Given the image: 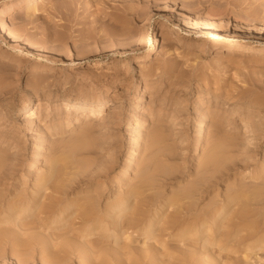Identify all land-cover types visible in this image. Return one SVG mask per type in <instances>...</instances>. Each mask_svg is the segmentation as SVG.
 I'll use <instances>...</instances> for the list:
<instances>
[{"label": "rangeland", "instance_id": "374dc122", "mask_svg": "<svg viewBox=\"0 0 264 264\" xmlns=\"http://www.w3.org/2000/svg\"><path fill=\"white\" fill-rule=\"evenodd\" d=\"M28 1L0 0V8L3 4L13 8L0 19V165L12 176L10 184L0 187V201L18 194L30 196L37 189L35 176L51 173L50 166L56 163L52 184L68 186L63 207H71L61 218L50 217L40 206L59 195L50 188L38 192L39 203L17 220L26 229L12 223L0 229V264H24L20 253L13 254L9 240L31 241L33 248L25 252L28 264H42L40 251L47 244L52 245L57 264H101V235L107 230L104 224L81 223L79 209L92 207L96 201L93 212L104 213L120 190L118 184L137 182L129 181L136 170L128 169L129 157L142 162L150 152L156 153L155 166L162 169L157 167L152 174L159 186L158 198L165 203L172 197L182 203L194 202L191 212L197 216L232 198L224 216L227 221H242L241 216L249 211L248 220L263 226L264 0H203L193 9L190 0H37L38 9L32 15L24 10ZM210 23L237 36L241 47L223 55L208 51L206 33L198 29ZM37 65L43 69H35ZM38 76L43 85L52 87V93L47 98L40 93L35 110L40 109L43 117L34 130H28L24 124L28 113L14 119L4 107L23 106L31 92L29 83ZM67 95L99 96L118 108L107 109L104 122L95 114L84 120L82 111L67 117V108L57 104V99ZM150 114L154 118L141 126L137 136L136 125ZM67 118L71 125L60 126ZM76 118L80 127L73 125ZM160 123L165 139L157 151L150 150L147 136ZM83 138L87 145L73 151ZM217 139L227 140L229 147L222 149L215 165L203 169L204 155ZM33 160L34 170L29 173ZM170 207L159 213L167 217L177 211V206ZM226 224L222 230L228 229ZM216 227L209 231L212 240ZM167 231L152 227L147 247L160 248L167 255L178 252L179 244ZM3 233L5 238H1ZM125 236L121 231L118 247H141L136 241L142 236L137 232L130 240ZM224 241L228 247L221 253L215 250L213 258L219 264H243L241 242ZM198 245L182 247L203 254ZM258 252L256 258L264 263V250ZM254 257L249 264L257 263ZM164 259L176 262L172 257Z\"/></svg>", "mask_w": 264, "mask_h": 264}, {"label": "bare ground", "instance_id": "6f19581e", "mask_svg": "<svg viewBox=\"0 0 264 264\" xmlns=\"http://www.w3.org/2000/svg\"><path fill=\"white\" fill-rule=\"evenodd\" d=\"M203 2L205 3V1L203 0H190L188 4L192 6L193 9V8H198V6ZM12 9L13 8L11 5L3 4V6L0 8V19L2 15L10 12ZM37 9H38L37 0H29L24 7V10L29 15L34 14ZM196 10L194 9V11ZM4 28L5 27H2L1 29L2 31H4V33H7L8 37L12 38L14 41H18V38L15 36L14 33L8 30H4ZM198 30L202 33H206V39L210 43L208 45L207 50L215 51L216 55H223L224 53L232 49L240 48L242 45L241 40L237 36L230 34L228 31H223L218 27V25L216 26L213 23L206 24L204 27H201ZM215 39L218 40L230 39V41L217 43L214 41ZM98 66H102V65L98 64L97 67ZM35 69H43V67L37 65L35 66ZM146 73L147 72H145L144 73L145 76L144 75L143 76L148 81L149 74ZM41 79L42 78L38 76L34 79L33 83H29V85L31 86V92L27 98L26 103L23 106H20L14 110L4 107L5 111L7 112L12 111L10 115L14 119L23 117L24 114L28 113V117H26V122L24 123L26 129L28 130H34L37 124V120H39L40 117H43V113L40 111V109L35 110V105H37L36 103L39 100L37 98L39 97L40 93L42 92V94H45L46 98L50 96L52 93V89H51L52 87L49 85L47 86L45 84L43 85L41 83ZM103 100L104 99L100 98L99 96L89 99V98H78L72 95H67L64 96V98L57 99L58 102L57 104H60L62 106L64 105V107L67 108L66 110L67 117L69 116L70 113H74L75 111H82L84 114L83 116L84 120L90 119L88 117L91 114H95L96 116H98L97 120L99 122L101 121L104 122V120H106V115H108L106 113V110L108 109L111 111H115L118 107H116L115 104H108L107 101H103ZM137 111L138 109L136 110V113ZM143 117L144 118L142 120V124L136 125L137 136L143 130L141 126L148 124L149 123L148 121H150L151 118H154L153 116H151V114L149 115V117L148 116H146V118L145 116ZM135 122L136 124L138 123L137 120H135ZM80 123L81 121H79L78 118H76V121H74L73 125L75 127H80ZM69 125H71V123L68 118L66 119V121L62 123V125L60 124V126H63L64 128L69 127ZM161 126L162 124L160 123L157 126V128L153 132L151 131L152 133H150V135L147 136L148 137L147 140L149 139L150 141L149 142L150 145L148 146L150 150L159 147L160 144L162 143V139H165V135ZM203 126L204 125L201 122L199 129L200 135L203 132ZM51 129L58 130V127H54ZM225 142H223L221 139H217L216 141H214L213 143L214 147L212 148L211 151L209 150L210 152L208 151L209 153L207 155H204L205 157L203 158V162L202 163L200 162L203 169L215 165L218 162L219 158L221 157L222 149L225 146L227 148L229 147V143H225ZM42 143L43 141H41V144ZM86 143L84 138L82 139L81 143L80 141H78V143L74 145L73 151L82 149L87 145ZM70 150H72V148ZM71 152L72 151H70V153ZM150 154H151L150 156L146 155L147 158L142 162L140 161L138 162V160L135 159V156L129 157L128 169H130L131 167L132 169L136 168L133 176L131 175L129 181L136 179L137 182L131 185L128 182L127 184H124V186L123 185L119 186L120 184H118L117 187L120 190H117L119 191L118 194L114 195L113 199H111V201L106 205V207L103 210L104 213L98 214L97 213L98 211L93 212V203L96 201L91 203L92 205L90 204L92 207L82 206L79 209V213L77 217L80 218L81 223L89 224L95 222L98 224L99 223L104 224V227L107 230L106 235H101L102 244L104 245L101 255L102 256L101 264H161V263L162 264H219L217 260L213 258V255L214 253H216L215 250L218 253H221L222 249L228 247L227 246L228 243H226L224 239H229V241L232 239H237L239 242H241V247L239 248L242 249L243 264H249L248 262L251 256L252 258L255 256L254 259L255 261H257L258 264L259 263L264 264L261 261L262 260L261 257L258 256V259L256 258L257 255L259 254L258 251L264 250V224L262 226V222H258L255 220H248L249 211H246V209H244V211L246 212L243 211L244 215L241 216L242 221L239 222L237 221L235 223H233L230 219H228L227 221L226 220L227 218L224 216L228 212L230 203L233 200L232 198L228 199L223 204H215L213 206L211 205L212 207H210L208 211L201 213L197 216H194V214H192L191 212V208L194 202L192 204L182 203L181 199H179L178 197H172L169 203H165L162 199L158 198V194L156 191L158 190L157 188L159 186L158 183H156L157 181L155 179L156 176L152 174L154 173L153 171L156 170L155 168L157 167L160 168V166L156 167L155 166L156 163H154L157 159L155 155L156 153L153 155V153L150 152ZM167 154L165 153V155ZM34 159L37 158L34 157ZM34 164H35V160H33L32 163L29 165V169H28L29 173L34 170ZM55 167H56V163H53L52 166H50L51 173L49 174L44 173L42 175L35 176L34 187H37V189H35L30 196H26L24 194H18L15 196V198H12L11 200L7 199L8 201L6 200L0 201L1 206L5 205L4 208H1L0 206V229L6 227L7 224H11V223L14 224L16 227H18L19 229H26L27 226L22 225L21 222H18L17 220L22 213H24L32 206L34 207V205L37 202L39 203V197H37V193L40 192L43 188L46 189L50 188L52 193L59 195L52 197L51 195H48L49 197H51L50 198L51 202L49 204H44L40 206L42 211L48 214L50 217H55L58 215L61 218V216L71 207V205H66L63 207V202L65 200L64 198L68 194V186L66 187L65 186L66 184H63L61 182L52 184L53 173H54L53 171ZM128 169L126 170L127 172L129 171ZM161 170L162 169L160 168V171ZM205 172L206 171H204V173ZM202 176L204 175L202 174ZM201 180H203V178ZM10 181H12L11 173L10 174L6 173L5 170L2 168V165H0V187H3L4 184L8 182L10 184L11 183ZM198 186H196L197 189L200 188ZM153 189L155 190L153 193L151 194L147 193L148 190H153ZM187 190L190 191L191 189L190 190L187 189ZM192 190H194V188H192ZM194 191H197L196 188ZM190 193L192 192L190 191ZM96 205H94V207H96ZM173 205L177 206V211L172 213L170 216L166 217L164 213L163 214L159 213V209L168 208V207L171 208L170 206ZM225 222L227 223L226 226H228V229L222 230L221 228L223 227ZM215 225L217 227L214 233H217V236L215 237L214 240H212V238L209 237V231H212ZM156 226H158L159 229L169 230L167 231V234L168 235L171 234L173 241L179 244L177 246L178 252L176 251L173 255L172 254L167 255L165 251L159 250L160 248L159 249L157 247L156 249L151 248L152 249L151 250L150 248L147 247L149 238L150 236L153 235V233L150 232V229ZM130 229H132L133 231L131 234L128 232ZM121 231H123V234H126L125 239L128 240L131 239V236L133 235L134 232H137V235L142 236L141 241L138 240L136 241L140 243L141 247H134L133 249L128 248V246L122 248L118 247L117 244L120 243L118 240V236L120 235ZM245 231H247L248 233L246 235H243V232ZM206 232L207 235L204 234ZM198 234H204V235H202L200 238V235L198 236ZM1 238H5V233L2 234ZM198 238H200L201 240V244L199 245L198 243L200 240ZM9 242H12L11 244L15 248L12 249V252H14L13 254L20 253L21 256L19 257L21 258V260H23V263L28 264L30 262V259H29V255H27L25 252H29L33 248V244L31 243V241L26 240V241L14 242L13 240H9ZM85 242L87 243V240ZM184 245L185 246L198 245L199 248H201L200 251L203 252V254H199L198 251L195 249L193 251H187L186 249H184V247H182ZM214 245L217 247V249H214ZM23 249L25 251H23ZM51 249H52V245L47 244L46 246H44L43 250L40 251V260L42 261V264H57L56 262L58 260L55 259L56 258L55 256H53ZM157 249L159 250L158 252L156 251ZM123 250H126V252ZM252 253L253 255H251ZM165 256L169 258L172 257L176 262H171V261L169 262L168 259L165 260L164 259ZM206 257L208 259H206Z\"/></svg>", "mask_w": 264, "mask_h": 264}]
</instances>
